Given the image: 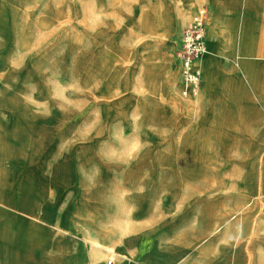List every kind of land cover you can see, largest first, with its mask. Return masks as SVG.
<instances>
[{
    "label": "rangeland",
    "instance_id": "obj_1",
    "mask_svg": "<svg viewBox=\"0 0 264 264\" xmlns=\"http://www.w3.org/2000/svg\"><path fill=\"white\" fill-rule=\"evenodd\" d=\"M214 1L0 0V192L45 220L38 264H88L114 227L127 264H209L208 211L234 226L212 264H264V0ZM200 7L214 79L182 98L168 66Z\"/></svg>",
    "mask_w": 264,
    "mask_h": 264
},
{
    "label": "bare ground",
    "instance_id": "obj_2",
    "mask_svg": "<svg viewBox=\"0 0 264 264\" xmlns=\"http://www.w3.org/2000/svg\"><path fill=\"white\" fill-rule=\"evenodd\" d=\"M182 2H183V4H182L183 6L181 7V9H177V16L180 18V20L185 18V11L189 8L188 0H182ZM214 5H215L214 10H218L219 5H220V0H215ZM173 14H174V12L172 13V17H174ZM166 16H167V14H166ZM211 25H212L211 27H212L213 32L215 29H218L220 27L221 22L217 16L212 17ZM169 26L170 25H169L168 21L165 22V20L164 21H162V20L158 21L157 20L158 30L162 31L164 34H166L167 37L171 36V34H172V31L169 29L170 28ZM212 63L213 62H212L210 56L205 57L202 60L200 59L198 61V67L205 74V89L206 90L211 87V82L214 79V77L212 75L214 65ZM178 69L176 68L175 64L174 65L171 64L170 66H168V71H169V74L171 77V82H172L173 86H177L175 84L177 82V74L179 73ZM199 72H200V70H199ZM178 79H179V77H178ZM188 96H190V95H188ZM8 138H10V137H8ZM26 167H29V166H26ZM33 184H35V183H33ZM14 188H15V186H14ZM33 188H35V187H33ZM27 192H29V191L27 190ZM25 194H26V191H25ZM27 195H28V193H27ZM27 195H26V197H27ZM6 197H8V196H5V198ZM5 198L2 196V194L0 192V205L3 207V209L0 210V264H3V259H5L8 262L10 261V264H14L15 262H16V264H18V263L19 264H29V263L30 264H38L36 262V260L34 261L33 259H35V257L42 256V254L45 250L43 247L39 246L40 244L34 245L33 243L35 242L34 239L37 238V236L41 232H43L42 230H44L43 229L44 227H43L42 222L45 220H43V217L40 214H38V212H36V211H32L31 213H29V211H28L27 212L28 214H26L23 211L25 209H23L22 212L20 210V213H24L25 215H29L31 217L25 216L24 214H18L16 211H14L15 213H13L12 210L8 211V209L10 208L11 205H9L8 201ZM33 205H35V204H33ZM208 212H207L206 217H207V219L209 218L210 223H208V224L205 223V225L202 226V228L200 230V234H201L199 236L200 238H198V240L195 242V244L192 245V248H193V250L197 251L201 246L204 245L205 247L200 249V251L202 252L205 250V251H207L206 253H209V258H210L209 264H212V258L214 257L213 251L215 249L216 237L225 231L232 230V228L234 226L233 225L231 226L229 224V222H227V219L222 217V215H220L219 213L211 214L212 212H210L208 214ZM53 229H55V228H53ZM21 230H22V232H21ZM49 233H51V232H49ZM24 235H25L26 240L23 237ZM55 235H57V234H55ZM27 239H31V240L28 241ZM106 241H109L111 243V245H108V246L105 245L103 242H106ZM128 241L129 240L126 238V232L120 227H114L112 229H104L103 231L98 232L96 238L91 237L90 239H88L86 241V244H87V263L88 264H101V261L103 260L104 256L107 253L108 254L112 253L113 256L115 255L117 257V260L122 261L125 264H127V262H132V261H130V259H128L129 257L128 258L126 257L125 252L121 253L118 251V246H119L118 244L119 243H125L126 244V243H128ZM111 250H113V251H111ZM22 253L27 255V256L29 255V256L25 257ZM113 256H110V258H112ZM19 258H21V259L24 258L25 260H21L19 262L18 261ZM252 262H253L252 264H256V258L254 256L252 257Z\"/></svg>",
    "mask_w": 264,
    "mask_h": 264
},
{
    "label": "built area",
    "instance_id": "obj_3",
    "mask_svg": "<svg viewBox=\"0 0 264 264\" xmlns=\"http://www.w3.org/2000/svg\"><path fill=\"white\" fill-rule=\"evenodd\" d=\"M206 22L207 10L205 7H200L181 32L177 58L183 97L196 96L200 89L201 74L198 61L208 53L209 49ZM107 264H113V257L107 260Z\"/></svg>",
    "mask_w": 264,
    "mask_h": 264
},
{
    "label": "crops",
    "instance_id": "obj_4",
    "mask_svg": "<svg viewBox=\"0 0 264 264\" xmlns=\"http://www.w3.org/2000/svg\"><path fill=\"white\" fill-rule=\"evenodd\" d=\"M196 11H197V9H196ZM196 11H195V12H196ZM195 12H194V13H195ZM193 15H194V14H193ZM193 15H192V16H193ZM190 19H191V18H190ZM207 19H208V13H207ZM189 21H190V20H189ZM189 21H188V22H189ZM188 22H187V23H188ZM206 30H207V28H206ZM208 48H209V46H208ZM177 60H178V58H177ZM178 64H179V63H178ZM178 67H179V65H178ZM179 84H180L179 88H180V93H181V91H182V85H181V81H180V72H179ZM189 97H190V96H188V97H186V98H189ZM182 98H185V97H182ZM1 209H3V207L0 205V210H1ZM9 210H12V212H13V209L9 208L8 211H9ZM13 213H15V212H13Z\"/></svg>",
    "mask_w": 264,
    "mask_h": 264
}]
</instances>
